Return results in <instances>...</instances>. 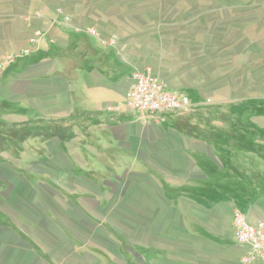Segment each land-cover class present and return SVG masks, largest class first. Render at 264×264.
<instances>
[{"label":"rangeland","instance_id":"obj_1","mask_svg":"<svg viewBox=\"0 0 264 264\" xmlns=\"http://www.w3.org/2000/svg\"><path fill=\"white\" fill-rule=\"evenodd\" d=\"M65 1L77 19L104 27L120 58L197 101L174 114L178 131L187 116L201 130L212 120L210 136L226 134L241 123L233 107L264 112V0ZM28 57L3 71L20 72ZM8 89L0 80V264H237L246 252L226 238L229 210L210 212L192 199L198 190L177 193L171 173L137 163L134 153L147 158L150 139L162 140L154 130L147 140L126 137L122 151L104 149L103 125L124 110L82 116L71 94L70 115L49 119ZM198 182L223 189L215 176Z\"/></svg>","mask_w":264,"mask_h":264},{"label":"crops","instance_id":"obj_2","mask_svg":"<svg viewBox=\"0 0 264 264\" xmlns=\"http://www.w3.org/2000/svg\"><path fill=\"white\" fill-rule=\"evenodd\" d=\"M5 1L0 8V64L6 56L18 54L27 48L35 30L44 32L39 44L32 48L30 57L21 63L20 72L3 69L0 75V80L9 86V93L20 96L22 105L42 112L46 118L59 119L70 115L73 108L71 94L75 97V109L82 116L98 106L101 112H107L103 108L109 103L120 104L124 101L133 83L132 74L143 68L120 58L112 47L101 44L100 40H111V37L104 36V27L87 19H77L78 14L65 0ZM78 3L83 2L78 0ZM36 13L41 15L38 17ZM64 16L70 17L69 23L64 22ZM92 27L98 29L99 39L77 32V29ZM125 66L132 69L128 75L125 74ZM105 102L108 103L101 105ZM120 113L113 114L109 123L103 125L105 132L110 134V137H106L104 149L108 145L122 151L123 147L120 148L118 144L126 137L147 140L150 131L154 130L162 140L150 139L155 149L147 158L144 152V155L137 156L133 151L138 158L137 163L150 167L159 165L162 168H157V172L171 173L173 177L170 183L172 187H178L177 190L171 189L177 193L182 188L186 192L191 189L199 191L201 184L198 181L207 176L217 177V187L223 189L214 187L212 190L216 191L214 196L220 199L206 205H210L208 210L214 213L222 208L229 210L231 234L226 238L235 242L232 227L235 208L241 210L252 225L264 220V114L242 111L244 118H248L261 131L256 139L261 151L246 153L231 144L226 149L220 148L221 144L204 142L183 134L175 126V115H167L164 122H155L151 117L141 119L131 111ZM207 160L215 162L214 165L220 168L219 172H210L211 165ZM162 192L167 191L162 189ZM180 211L185 212L182 206ZM241 256L237 257V264H240Z\"/></svg>","mask_w":264,"mask_h":264},{"label":"built area","instance_id":"obj_3","mask_svg":"<svg viewBox=\"0 0 264 264\" xmlns=\"http://www.w3.org/2000/svg\"><path fill=\"white\" fill-rule=\"evenodd\" d=\"M60 12H62L60 10ZM36 13V16H40ZM70 17L64 16V22L69 23ZM78 33H85L90 37L99 39L97 28L77 29ZM44 37L42 30H35L29 39V46L18 54L6 56L0 64V72L6 65L11 64L17 58L29 56L33 47H36ZM105 47H115L116 42L111 40H100ZM132 86L127 91L122 104L107 105L105 109L109 112L131 111L141 119L151 117L155 122H164L167 115L186 114L192 109L193 102L188 94L179 90L169 89L165 83L149 73L136 71L132 74ZM210 104L211 100H205ZM233 227L235 242L244 247L246 252L240 258V264H264V220L256 225L250 224L245 215L238 209L233 210Z\"/></svg>","mask_w":264,"mask_h":264},{"label":"trees","instance_id":"obj_4","mask_svg":"<svg viewBox=\"0 0 264 264\" xmlns=\"http://www.w3.org/2000/svg\"><path fill=\"white\" fill-rule=\"evenodd\" d=\"M235 107H237V106H235ZM243 110L250 111L251 109H246L244 107H241V109H236L234 107L232 108V114L231 115L240 117V119L238 121H241V123L240 124L239 123L237 124L234 122L231 123V126H230L231 129L229 131H227V133L225 132L226 134L223 133L224 131H221L219 129H215V130H213L215 132H212L211 136H210L209 134H207V132L210 133L211 130H205V129L207 128V126H210V123L212 122V120L209 121L208 124H204L205 127L202 126L203 130H201L200 126H198L197 124L196 125L191 124L190 123L191 117L189 118L187 116H186V118H184L185 121H184L183 125L182 126L179 125V128H181L182 132H184L186 135L192 136L193 138H196V139L198 138L201 141H204V142L206 141L208 143H213V144L217 143V145L221 144V145H219L220 148L225 147V149H226L231 144V145L235 146L236 149L241 151V152H246V153H248V152H251V153L252 152L253 153L260 152L261 151L260 145L256 144V139L258 136L261 135V131L259 129H256L254 124H252L248 120V118H244L243 113H242ZM251 112L253 114H264V112H261V110H258V108L255 110H251ZM196 116H197V119L198 118L200 120L202 119L200 115L196 114ZM199 124H201V123H199ZM60 130H58V133H60L59 135L61 136L63 130H61V132H60ZM204 134L209 135V136H207L208 140L206 139ZM199 189L200 190L203 189L204 192L205 191L206 192L211 191V194L202 196V195H200V193H197L200 191H196L195 194H197V195H195V196L197 198H195L194 195H192L191 197L193 200L201 197V199L203 201H205L206 204H211L214 201H217L220 199V197L214 196V194L216 192V191L214 192V190H210L206 187L205 188L199 187Z\"/></svg>","mask_w":264,"mask_h":264}]
</instances>
